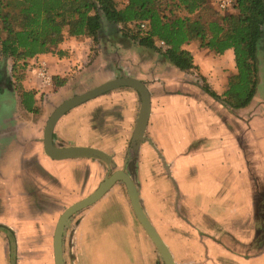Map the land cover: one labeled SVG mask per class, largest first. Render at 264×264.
Masks as SVG:
<instances>
[{"label": "rangeland", "instance_id": "1", "mask_svg": "<svg viewBox=\"0 0 264 264\" xmlns=\"http://www.w3.org/2000/svg\"><path fill=\"white\" fill-rule=\"evenodd\" d=\"M114 2L117 8H122L126 0H114ZM208 7L212 13H215V17L220 16L210 2ZM107 32L105 29L106 35L99 44L93 46L90 60L86 61L88 66L94 64L93 66L98 69V75L102 78L90 80L89 86L85 88H69L67 97L57 99L50 96L56 93L55 90L54 92L34 90L37 98L33 97V104L34 101L37 104L33 116H45L42 132L48 117L62 101L125 75L137 79L146 86L152 109L159 97L186 96L185 103L182 101L181 106L173 107V116L177 117L176 124L182 128L184 134L186 132L191 135L198 132V135L191 138L190 145L182 152L175 153L171 147L176 138L171 128L170 132L173 136L171 134L166 136L163 128H157L155 129L157 137L153 138L152 121L149 116L143 135L144 141L140 143L136 154L128 153L139 108L138 95L133 90L119 88L77 106L79 112L76 116L78 119L76 127L80 126L81 133L72 132L71 138L74 141L75 139L87 141L93 146L91 148L109 156L111 162L106 165L95 160L76 159L82 162L76 163L73 169L67 164L61 165L59 169L63 173L69 175V172H73L75 179L79 181L90 171L89 165L83 161L94 162L93 164L98 168L95 180L91 179L94 182L93 186L86 189L83 179L77 186V193L79 190L80 193L75 197L84 196L89 190L91 194L104 178L116 171H124L136 184L143 210L160 239L173 254L175 264L187 263L181 258L179 250L183 249L182 241L189 238L199 245L201 250L199 254H204L206 245L218 243L230 247V252L236 255L237 264H241L238 262L244 260L248 264H264V118L258 121L259 116H239L236 110L214 101L201 90V87L207 84L216 94H222L229 78L235 73L233 65L222 59L224 55L216 56L201 49L199 43L193 41L196 48L194 55L206 54L204 60L208 63V71L203 75L201 69L197 67L188 72L177 71V75L168 74L171 77L168 76L170 85L167 87L163 75L169 72L170 64L155 49L141 47L135 41L123 37L115 29H110L109 35ZM196 56H194L195 60ZM143 61L146 62L145 65L142 64ZM257 63L256 93L262 100L264 99V44L257 55ZM10 68L11 61L0 57V133L7 131L4 130L6 125L11 126L9 123L4 124V120L17 113L14 108V93L21 91L19 86L21 78L16 80L15 76L12 77ZM112 69L117 71L115 78H110L108 74ZM16 74L18 77L24 76L22 72L21 76L18 72ZM126 92H133L134 104L128 103ZM210 116H218L219 124L215 121V117ZM89 119L98 122L92 125L87 123ZM88 130L93 131L94 135L88 137L91 134ZM206 133L209 134L211 142L219 143L221 140L224 145L222 146L224 152L214 154L215 160L211 159L214 163H210L219 165L222 164V160L225 161L223 166L220 168L217 166L218 169H215L216 177L220 181V193L226 196L229 193V197L223 202L221 198H216V194L211 200L206 197L203 201L194 199L195 195L185 180L186 172L183 169L185 163L182 159H188L189 165L192 166L194 163L197 164V161L200 162L198 156H202L204 152L201 154L198 148L205 143ZM158 138L160 140L156 144L159 149L153 142ZM12 142H14L13 136L1 139L0 150L7 149ZM231 144L235 145L236 154ZM208 155L213 154H204V156ZM193 168L187 166V173L192 174L194 178ZM27 182L31 189L36 188L33 184L36 181ZM14 189V195L7 200L9 192L0 191V215L4 213L3 200H6L8 206L6 215L11 222L24 219L27 217L25 215L35 212L33 205L30 204L31 200L23 197L25 193ZM104 196L97 201L98 203L96 202L88 217L96 239L87 242L96 244L87 247V260L90 261L93 256L98 255L95 264H163L156 248L133 213L124 184L114 183ZM72 204L63 206L50 223L51 230L47 234V241L42 242L44 235L38 233H30L32 236L28 242L26 239H19L20 249L16 250L17 264H54L52 250L54 228L60 215ZM217 205L220 209L219 214L216 210ZM208 207H211L210 210ZM86 209L72 216L69 225L64 228L62 239L64 264H78V259L81 257L74 231L78 218ZM40 218L43 220L42 217ZM31 227L29 226V229ZM108 236L113 240L110 244ZM37 237L38 240L35 239ZM31 239L33 244L30 243ZM30 244L37 248H31ZM8 251L10 257L11 251L10 249Z\"/></svg>", "mask_w": 264, "mask_h": 264}, {"label": "crops", "instance_id": "2", "mask_svg": "<svg viewBox=\"0 0 264 264\" xmlns=\"http://www.w3.org/2000/svg\"><path fill=\"white\" fill-rule=\"evenodd\" d=\"M91 45L92 42L87 38L68 37L65 38L63 42L56 48L55 51L58 52L57 54L47 53L37 55L34 58L28 60L23 71V79L19 81L21 91L19 93H14V108L17 113L14 114V116H11L10 118L4 120V124L9 123L11 126L6 125V127H4V130L7 131L1 132L0 137L13 136L14 142L10 143L11 145L8 148L6 147L7 149H4V151L0 150V191L4 190L9 192L6 200L14 195V188L19 189V191H23L25 193L23 197L25 199L29 198V200H31L30 204L33 205V210H35V212L33 211L34 214L31 213L25 215L27 217H24V219L22 218L19 221L13 220L11 222L8 218L9 216L6 215L8 211L6 200H3L4 210L2 212L4 213L3 215H0V225L8 228L14 234L16 246L15 264H17L16 250L20 249L19 241L22 239H26V241L28 242L29 238H31L32 236L30 235V233H38L40 235L43 234L44 240L42 242L47 241V234L51 230L50 223L57 216L59 210L63 206H68L80 200L81 198L86 197L89 194L90 190L84 196L75 197L78 193H80V190L77 193V186L79 182L82 183L84 179L86 189L90 186L92 187L94 182L91 179L95 180V176L97 175L98 170L96 164H93L94 162L83 161L89 165L88 167L90 171L88 172V174H86L85 178H83V175L81 181L75 179L73 172H69V175L63 173L62 170L59 169L61 165L67 164L69 167H71V169H73L75 165L81 163L82 160L70 159L56 161L49 159L44 154L41 140L42 127L45 116H33V114L36 112V101H34V104L32 105V112H27L26 110H24L20 102V96L24 92H31L33 94V97L37 98L34 90L36 92L38 90H42L43 92L52 90V92H54L55 90L56 93L50 94L51 97H54L56 99L60 97H67L69 88H85L89 86L90 80H98L102 78L101 75H98V69L93 66L94 64L90 66L86 64V61L88 60L89 62L90 60V49L92 47ZM183 49L188 51L193 56L194 65L196 67H199L204 75V72L208 71V63H206V61L204 60L206 54L198 53L196 54L197 56L194 55L196 51L194 43L184 45ZM194 56H196V60L194 59ZM222 59L227 60L229 65H233V56L231 51L225 52L224 56H222ZM142 64L145 65L146 62L143 61ZM38 66L43 67L46 72V77L48 78V84L46 85H43L41 79L39 77H36L35 75L36 68ZM169 67V72L164 73L163 75V80H165L164 82L167 87L170 85L168 76L170 74L171 76L177 75L176 73L178 71L171 65ZM116 73L117 71L113 69L108 72L110 78H115ZM109 76L107 77L109 78ZM54 80H64V84L58 87L54 84ZM126 94L128 103L134 104L135 96L133 92H126ZM186 98V96H172V98L170 96L159 97L155 102L154 109L151 108L150 121H152L151 128L153 138L157 137V135L155 134V129L163 128L166 136H169V134L172 135V133L170 132L171 128V131H173V135L175 136L174 138H176V140L174 139V143L171 147L173 148V151L175 153H178L180 151L182 152V150L190 145L189 143L192 141L191 138L195 137V135H198V132L191 135H188L186 132L184 134L182 128L178 126V124H176L177 117L173 116V107L181 106V102L183 101V103H185ZM78 112V108L70 110L57 121L52 135V142L54 145L59 147H93L85 140L76 141L75 139L74 141V139L71 138L72 132L81 133L79 131L80 126L76 127L78 125V119L76 118V116H78ZM223 112L224 110H222V113ZM236 113H238L239 116H259V121V119L264 118V99L261 100L257 97V93H255V96L250 104L243 109L236 110ZM210 117L212 118L213 116ZM214 117L213 118L215 119V121L219 124V117ZM253 120H255L254 117ZM97 122L98 121H96L95 119H89L87 123L95 125ZM88 132L91 133L90 135H88V137L94 135L92 134L93 131L91 132L88 130ZM81 136H83V134H81ZM205 136L207 139L204 140V144L199 146L198 151L200 153H211L213 155L204 156L203 154L202 156H198L200 162L198 163L197 161V164L194 163L193 166L189 165L188 159L183 158L182 161L185 163L183 169L186 172L185 180L188 182L191 192L195 195L193 196L194 199L203 201L206 197L208 200H211L213 195L216 194V198H221V202H223L226 198L229 197V193H227V196L224 193V195L220 193V181H218V178L216 177L217 171L215 169H218L217 166H219V168L220 166H223L225 164V161L222 160V164L219 165L210 164L214 163L211 162V159L216 158V155L214 154H220V152H224L222 147L224 146L222 144L223 141L221 142L220 140V142L218 141L219 143L211 142L209 134L206 133ZM159 140V138L158 140H153L157 148L159 146H157L156 142L158 143ZM231 146L233 147V150L235 152L234 154H236L235 145L231 144ZM190 163L192 164L193 162ZM182 165L183 164H180V166ZM187 166H190V168L194 167V178L192 174L187 173ZM28 180L30 182L36 181V183H33L34 185H36L35 189H31V187H29V183L27 182ZM97 203L93 204L82 213V215L78 218V223L75 227V242H77V244L79 245L78 247L81 253V257L78 259V264H95L96 260H98L99 257L98 255H95L89 261L87 260L86 253L87 247L96 244L90 243L89 241L87 242V240L92 239V241H94L96 239L94 231L88 222V217L92 208ZM210 208L208 207V210H210ZM212 210L213 209H211V211ZM216 210L219 214V205H217ZM40 217H42L43 220H41ZM109 221L111 222V219H109ZM29 226L32 227L29 229ZM22 231H24V233H22ZM35 239L38 240V237ZM111 241H113L111 236H108V243L110 244ZM32 242L33 239L30 240V243ZM32 244H30L31 248H37ZM197 245L198 244L191 238L182 241L183 249L180 248V250H178L181 258L187 262L185 264H237L236 255L234 254V252H230L229 246L222 244L219 245L218 243H216V245L208 244L205 247L206 251H204V254H199V251L201 250L199 245ZM9 249L8 237L5 233L0 231V264H12V261H9V259H11V256L9 257ZM180 251H189V253H182ZM171 255L173 256L172 253ZM197 255H199V257ZM174 262L176 261L174 260ZM238 263L248 264L245 260Z\"/></svg>", "mask_w": 264, "mask_h": 264}, {"label": "trees", "instance_id": "3", "mask_svg": "<svg viewBox=\"0 0 264 264\" xmlns=\"http://www.w3.org/2000/svg\"><path fill=\"white\" fill-rule=\"evenodd\" d=\"M210 0H126L117 8L114 0H0V57L11 61L12 77L19 80L28 60L57 54L65 38H87L95 44L110 29L144 48L155 49L180 72L197 69L193 56L183 49L197 41L201 49L216 56L232 52L235 73L222 94L207 84L203 93L232 110L247 107L256 93L257 55L264 44V0H234L233 12L209 10ZM211 3V2H210ZM212 5V4H211ZM213 6V5H212ZM146 22L145 30L138 24ZM112 35V34H111ZM163 42L165 48L157 47ZM17 75V77H16ZM20 79V80H21ZM58 87L64 80H54ZM24 110L32 112L33 94L20 96ZM0 231L9 240L15 264V239L8 228Z\"/></svg>", "mask_w": 264, "mask_h": 264}, {"label": "water", "instance_id": "4", "mask_svg": "<svg viewBox=\"0 0 264 264\" xmlns=\"http://www.w3.org/2000/svg\"><path fill=\"white\" fill-rule=\"evenodd\" d=\"M119 88H129L138 95L139 108L130 141L131 148H129L128 150V153L134 152L136 154L140 143L144 141L143 135L151 112L150 95L146 86L142 82L138 81L135 78L126 77L124 75H121L119 78L104 82L82 94L72 96L71 98L62 101L60 105H58L50 114L43 128L41 141L44 154L49 159L56 161L70 159H89L109 165V163L111 162V158L106 154L90 147L56 146L52 142V135L57 121L67 112L89 100H92L107 92ZM116 182L124 184L133 213L140 226L156 248L160 258L163 261V264H175L170 251L168 250L165 243L160 239L159 235L151 225L143 210L142 203L139 197V190L136 184L134 183L132 178L124 171H116L110 176L104 178L103 181L98 185L96 190H94L85 198L69 206L60 215L55 225L52 237L54 264H64L62 257L61 240L62 235L64 234V228L69 225L71 217L95 204Z\"/></svg>", "mask_w": 264, "mask_h": 264}, {"label": "built area", "instance_id": "5", "mask_svg": "<svg viewBox=\"0 0 264 264\" xmlns=\"http://www.w3.org/2000/svg\"><path fill=\"white\" fill-rule=\"evenodd\" d=\"M211 4L213 5V7L221 12V13H229V12H233V8H234V0H210ZM147 23L146 22H141L138 24V27L140 30H145ZM157 47L164 49L165 45L163 44V42H157L156 43ZM36 77H39L41 79V82L43 85L48 84V78L46 77V72L44 70L43 67L38 66L36 68V73H35ZM41 93V92H39Z\"/></svg>", "mask_w": 264, "mask_h": 264}, {"label": "flooded vegetation", "instance_id": "6", "mask_svg": "<svg viewBox=\"0 0 264 264\" xmlns=\"http://www.w3.org/2000/svg\"><path fill=\"white\" fill-rule=\"evenodd\" d=\"M3 138H7V137H1L0 140L3 139ZM62 239H63V235H62ZM61 243H62V240H61Z\"/></svg>", "mask_w": 264, "mask_h": 264}]
</instances>
